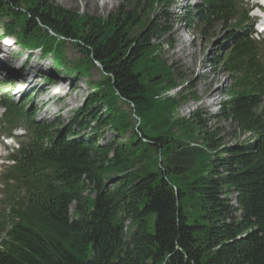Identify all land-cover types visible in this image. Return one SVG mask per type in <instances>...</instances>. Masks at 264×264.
I'll list each match as a JSON object with an SVG mask.
<instances>
[{"label": "trees", "instance_id": "obj_1", "mask_svg": "<svg viewBox=\"0 0 264 264\" xmlns=\"http://www.w3.org/2000/svg\"><path fill=\"white\" fill-rule=\"evenodd\" d=\"M116 1L105 21H76L45 0H0V39L53 56L59 68L70 43L84 55L77 76L97 67L105 77L64 133L2 104L10 124L26 121L32 138L7 171L11 211L0 224V264H264V67L245 33L248 12L239 0H198L202 24L235 21L221 60L234 83L212 128L197 111L178 120L184 134L176 137L151 126L165 122L150 88L163 79L142 71L173 29L158 13L165 0ZM188 100L198 98L181 94L178 104ZM114 101L139 122L127 142L131 124ZM105 129L121 141L102 144Z\"/></svg>", "mask_w": 264, "mask_h": 264}, {"label": "rangeland", "instance_id": "obj_2", "mask_svg": "<svg viewBox=\"0 0 264 264\" xmlns=\"http://www.w3.org/2000/svg\"><path fill=\"white\" fill-rule=\"evenodd\" d=\"M45 1L70 12L75 16L76 21L86 16L105 21L107 16L114 13L122 4L116 0ZM243 3L251 8L252 2L243 0ZM165 4L166 7L161 6L158 13H167L170 16L172 32L160 42L161 47L145 59L142 71L146 74L149 70V73L156 72L160 79H163L161 84L150 88L154 96V112L159 113L165 122L156 120L163 124L153 122L151 126L165 130L172 136L182 137L184 132L182 126H179V119H190L194 112L199 111L207 127L212 128L215 125L214 117L228 99L227 93L234 81L228 77L221 60L232 48L231 36L236 31L232 26L235 21L227 25L220 22L205 25L195 16L196 6L200 5L195 0H165ZM190 14L193 16L189 20ZM3 27V24L0 25V33L4 35ZM253 30H255L254 27ZM251 31L252 27L247 30L248 33ZM253 38L259 44V54L264 66V36ZM64 47V55L60 60L63 62V67L59 68L53 56L42 55L41 51L35 49L20 48L19 50L14 37L0 39V56H3L0 57V77L4 78V82L0 84V102L4 101L26 109L35 114L36 122L44 123L54 128L52 130L55 132L62 133L73 127V120L87 107L92 93L97 90L96 86L105 81L103 73L97 67H91L83 76H77L73 69L84 58L83 52L70 43H65ZM171 68L174 69L169 73L168 69ZM34 74L37 77L32 87H28L30 84L28 77ZM150 77H147L148 81ZM189 93L197 96L198 100H188L178 104L180 95L186 96ZM168 98H172L176 103L174 102L172 106L168 104L170 107L163 105L161 102ZM113 100L112 98L111 101ZM114 107L120 114L119 117L124 113L129 118L131 125L128 126L130 127L125 125L126 130L123 127L125 130L123 142H127L131 127L138 126L139 122L128 105L117 102ZM2 114L3 110H0V118ZM102 114L106 115V109L102 111ZM59 117L62 119L59 120ZM119 122L123 124L121 120ZM87 135H94V131L83 130L81 136ZM100 135L102 144L111 143L114 140L121 141L120 137L110 129L103 130ZM247 137L249 136H243L241 141ZM18 141L16 140V144ZM228 142L233 141L228 139ZM9 153L2 151L3 158L7 159ZM4 172L5 166L0 164V185ZM90 194L91 190L88 189L86 195ZM231 201L233 206H237L234 195L231 196ZM7 208L0 205L1 218L4 212H8ZM74 209L75 206L72 207V213Z\"/></svg>", "mask_w": 264, "mask_h": 264}, {"label": "bare ground", "instance_id": "obj_3", "mask_svg": "<svg viewBox=\"0 0 264 264\" xmlns=\"http://www.w3.org/2000/svg\"><path fill=\"white\" fill-rule=\"evenodd\" d=\"M1 64V63H0ZM4 73V72H3ZM33 73V72H32ZM2 74V73H1ZM5 75H6V73H4ZM4 74H2V75H4ZM1 75V76H2ZM15 76V75H14ZM29 76H31V75H29ZM37 76L34 74V75H32L31 77H28V80L30 81V84L28 85V87H32V83L34 82V80H35V78H36ZM1 78V81L2 82H4V78H2V77H0ZM15 78V77H14ZM61 80V79H60ZM14 83H17L18 84V82L17 81H14ZM13 83V84H14ZM67 96V95H66ZM59 120L60 119H62L61 117H59L58 118Z\"/></svg>", "mask_w": 264, "mask_h": 264}]
</instances>
